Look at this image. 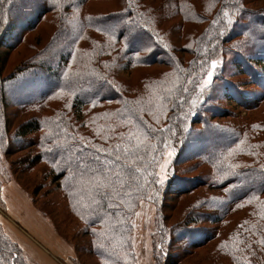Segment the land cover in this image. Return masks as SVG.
I'll list each match as a JSON object with an SVG mask.
<instances>
[{
	"label": "trees",
	"instance_id": "16d2710c",
	"mask_svg": "<svg viewBox=\"0 0 264 264\" xmlns=\"http://www.w3.org/2000/svg\"><path fill=\"white\" fill-rule=\"evenodd\" d=\"M88 1L0 0V218L1 186L18 171L68 237V264H140L143 204L151 264H264V6L109 0L112 10L91 13ZM48 15L45 36L36 30ZM173 31L191 58L177 54ZM145 67L155 68L131 85ZM232 99L263 117H240ZM0 264H34L1 224Z\"/></svg>",
	"mask_w": 264,
	"mask_h": 264
},
{
	"label": "rangeland",
	"instance_id": "374dc122",
	"mask_svg": "<svg viewBox=\"0 0 264 264\" xmlns=\"http://www.w3.org/2000/svg\"><path fill=\"white\" fill-rule=\"evenodd\" d=\"M194 1V0H193ZM154 5H159V0H153ZM196 3V1H195ZM246 4L248 6L251 7H258V6H264V0H247ZM85 10L88 12H107L113 9V4L112 1L109 0H90L88 1L87 4H85ZM48 18V19H47ZM51 16L48 15V17H46V20H44L43 22L40 23V25L38 26L36 32H42L43 35L46 36V32L45 30L50 33V31L52 30L53 26L50 22ZM176 20H179V18H175V20H173L172 22L174 23ZM169 26L171 24V22H168ZM189 24L185 25V28L188 26ZM200 28L198 27L197 31H199ZM35 31H33L32 33L29 34V37L31 38L32 36H34L35 34H37ZM176 32L173 31L171 33V39L173 40V42L176 44V47H174V49L176 50L178 55H181L183 57H186L187 59L191 58L190 55H186L184 54L183 50H190V48H187L185 46L182 45L183 42H185V40L180 39V40H175V35ZM199 34V33H198ZM187 35V34H186ZM181 47V48H180ZM243 52L247 53V54H258L259 52H261L262 50H260L259 48H243L242 49ZM25 52L24 46L20 45L16 50H14L9 59L8 62L6 64V68H5V72L9 71L12 69V67H14V65L18 62L21 54H23ZM176 54V55H177ZM231 51L229 52H225L223 53V55L221 56L225 61L223 63V65H225L226 67H228L229 69L232 68L231 66ZM220 63V61H218ZM264 63V61H262ZM262 63V64H263ZM155 67H145V68H139V69H135L130 76H127L131 85H139V82L141 83L140 79L142 76L146 75V73H149L151 71L154 70ZM157 69V68H156ZM124 77H126L125 75H123ZM245 76H241L240 80H245ZM246 88L250 89V90H258V92L260 91V89L256 88V86H254L253 84H248L245 85ZM255 88V89H254ZM223 103H226L225 100H222ZM228 110H235V111H240L242 113H240V117H249L251 119H257L260 117H263V115L261 114L260 110H251V111H244V109L240 108L239 106L235 105V101L232 99V101L228 102L227 104ZM10 110V109H9ZM23 152L18 151V152H14V153H10L9 155H7V158L9 161H11L12 159L16 158L19 155H23ZM167 161H168V157L163 161V163L160 166V172H163L165 170V167L167 165ZM35 174H37V172H35ZM16 183L14 182H9V184H16V186H18L20 188V192L23 194H26L27 198L29 199L30 203L32 204V206L38 211H41V203L40 202H36V201H32L31 199V194H30V189L27 187V182L30 180V176L29 175H21L20 173H18V171H16ZM13 181V180H12ZM30 195H29V194ZM5 202V203H4ZM2 207L4 209V215L5 213H9L8 210V199L3 201L2 200ZM14 204V202H13ZM152 211L153 208L151 205L148 204H143L142 208L139 210L138 212V216H137V220H136V232H135V245H136V250H137V254H138V260L140 261V264H151V262L149 261V246L150 244V237H149V233L152 230L153 226H152ZM40 214L47 219L52 228L54 229V232L59 236L60 240H63L65 243H67L68 245L71 246V244L68 242L69 239L67 236H65L64 234H62L60 231L58 232L55 228L54 225L52 223L51 220H53L55 222L56 218L54 217H46L43 213L40 212ZM10 215V214H7ZM5 220H7V217H1L0 221L3 223L4 227L5 226ZM8 232L10 233V235L12 237L13 236V232H10L9 228H8ZM29 237L35 242V244L33 243V241H31L30 239H27L28 242L30 244H32L34 247V251L45 255L47 257V259L50 261L51 264H68V261L71 257H73L74 254V249L73 253L71 256H69V258L67 259H61L58 258L56 256H54L55 254L52 252V250L50 249V247H48L47 243L42 242L41 240H38L37 238H35L32 235H29ZM68 240V241H67ZM29 256V255H28ZM34 264H39L37 263V261H35V259L32 256H29Z\"/></svg>",
	"mask_w": 264,
	"mask_h": 264
},
{
	"label": "crops",
	"instance_id": "0c3cea01",
	"mask_svg": "<svg viewBox=\"0 0 264 264\" xmlns=\"http://www.w3.org/2000/svg\"><path fill=\"white\" fill-rule=\"evenodd\" d=\"M14 182L15 181H9ZM3 183L1 186L2 200L8 199V210L10 215L3 213L5 226L0 221L4 232L24 250V252L32 256L39 264H51L45 255L34 251L33 245L27 239L33 241L29 235L34 236L38 240L47 243L48 247L55 254L54 256L67 259L72 255L73 250L70 245L60 240L59 236L54 232L50 222L45 219L30 203L26 194L20 192V188L16 184ZM14 202V204H13ZM5 203V202H4ZM13 232L12 237L8 232ZM35 244V242L33 241Z\"/></svg>",
	"mask_w": 264,
	"mask_h": 264
},
{
	"label": "snow or ice",
	"instance_id": "6c2138e0",
	"mask_svg": "<svg viewBox=\"0 0 264 264\" xmlns=\"http://www.w3.org/2000/svg\"><path fill=\"white\" fill-rule=\"evenodd\" d=\"M21 2H23V0H21ZM134 40H135V34L134 33H129L128 36L126 37V41H134ZM216 67H217V61L216 60H212L211 61V68L207 72V77L204 79L203 84H201L199 86L201 89H203L205 87V85H207L211 81V79H212V77L214 75V70L216 69ZM193 104H195V101H193ZM104 139H107V137H104ZM133 147H135V146H133ZM119 148H120V145H116V149L119 150ZM105 151H108L109 152V156L111 155V151L110 150H105ZM130 151H131V149L128 148V147H126L124 149V152L125 153H129ZM169 155H170V153H169ZM119 159H120V157L117 156L116 157V160L118 161ZM102 163L103 164L111 165V164H113V161L111 159H105ZM54 167H58V165H54ZM60 171L62 173L63 172V169H60ZM135 171L137 173H139L140 169L139 168H136Z\"/></svg>",
	"mask_w": 264,
	"mask_h": 264
}]
</instances>
